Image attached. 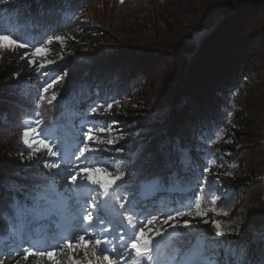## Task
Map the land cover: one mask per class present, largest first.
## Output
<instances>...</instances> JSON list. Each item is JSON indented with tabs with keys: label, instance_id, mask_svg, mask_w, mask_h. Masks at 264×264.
Returning <instances> with one entry per match:
<instances>
[{
	"label": "trees",
	"instance_id": "trees-1",
	"mask_svg": "<svg viewBox=\"0 0 264 264\" xmlns=\"http://www.w3.org/2000/svg\"><path fill=\"white\" fill-rule=\"evenodd\" d=\"M114 1L124 9H133L141 4L139 0ZM218 1V4L228 6L225 13H231L225 15L205 38L193 60L188 63L186 76L180 80L171 78L173 86L168 84L162 89L159 112L158 107H152L145 100L143 103L137 100L144 79L141 70L146 72L151 69L155 65V58L139 57L133 51L120 52L124 54L121 56L85 52L88 40L97 34L94 27L81 26L82 7L89 0H6V3H0V26L20 27L26 40L31 41L33 46L40 45V41L36 42L40 35L59 25L64 37L62 44L53 40L50 45H46L51 49L46 59L55 63L44 67H39L44 57L37 56V63H28L30 56H24V53H30L31 48L0 51V261L4 257L1 248L16 238L21 228L11 207L13 199L21 205H30L28 194L33 187L50 183L49 174L35 167L41 163L26 159L28 146H23L20 139L22 125L27 123L34 126L35 120L42 119L44 124L41 128L48 129V139L61 155L47 157L46 152L38 155L43 154L50 161L63 164L76 146L81 147L76 131L84 123L85 117L92 114L91 109L96 107L102 115H106L109 111L107 105L112 104L111 109L118 106L125 113H130L131 109H134V114L138 113L125 120V129L107 117L87 120L99 131L104 129L101 133H93L95 136L101 134L104 140L115 141L113 144L106 143V147L123 148L120 153L128 155L118 156V159L124 160L118 166L126 174L124 185L107 202L118 222L121 223L123 219L116 213L125 211L119 207L122 200L136 214L138 209L135 204L139 197L150 192L156 197L154 203H159L165 216L173 214L176 209L183 211L191 207L192 216L177 218L181 223L183 220L191 221V228L177 229L189 235L174 247L187 248L194 243V237L203 235L210 240L208 244L206 242L205 258L211 257L218 264H229V261L237 264V259L239 264H264V243L259 241V237L252 236L258 231L264 232V162L259 166V172L252 174L256 179L253 183L256 195L248 205L244 204L242 196L247 193L245 189L248 187H240L247 184H243L240 178L230 182L228 180H232V175H225L228 171L233 177H241L245 173L244 161L237 160L236 151L230 145L244 143L251 135L250 110L238 102L240 96L248 92L245 83L251 79V64L245 48L250 33L245 32L249 30L247 25L256 17L257 10L264 15V0ZM3 9H6L5 13ZM262 21L264 24V18ZM68 28L72 30L68 31ZM262 30L264 34V28ZM46 40L47 37L43 44ZM193 48L186 47L181 52H190ZM60 54H67L69 59L55 60ZM185 65L186 60L181 58L175 69L177 73H181ZM35 79L39 81L31 82ZM53 81L56 83L51 89L55 87L58 95L56 103L52 105L51 119H44L41 109L43 103L38 105L36 101L41 94L47 96L43 89ZM164 103L166 107L162 108ZM229 119L232 123H229ZM220 134H223V139L217 140ZM226 140H231V143H225ZM263 142L264 139L260 138L259 146L264 152ZM174 143L195 154L199 161L179 160L173 151ZM101 157L107 158L105 154ZM210 160H215L216 164L209 165ZM205 167H210V171H223L224 176L220 179L210 176L211 179L205 182L202 179L208 175L203 172ZM197 171L201 173L199 182L194 174ZM98 175L102 176L103 173ZM10 185L19 186L21 190L13 191ZM58 191L64 192L61 189ZM212 195H222L217 201L215 212L211 210ZM227 198L231 203L227 202L223 206L222 199ZM197 199L201 201L200 210L207 212L206 216L195 215L193 205ZM98 200L101 202L106 198L99 195ZM235 208L245 211L238 212L235 224L222 228L225 231L238 228L240 240L236 236L216 237L211 221L218 220L214 217L233 216ZM225 211L228 215H223ZM204 220L209 222L204 223ZM164 226L169 227L167 224ZM214 241L223 244L232 242L233 247L247 244L246 254L239 258L226 255ZM163 251H166V247Z\"/></svg>",
	"mask_w": 264,
	"mask_h": 264
},
{
	"label": "rangeland",
	"instance_id": "rangeland-1",
	"mask_svg": "<svg viewBox=\"0 0 264 264\" xmlns=\"http://www.w3.org/2000/svg\"><path fill=\"white\" fill-rule=\"evenodd\" d=\"M141 2L140 5L131 9H124L121 6L117 5L114 0H89L85 7H82V23L81 26L94 27L97 34H93L92 37L88 40L85 48V52H102L107 53L108 56L114 55H124L120 52H130L133 51L137 53L139 57H146L149 59L155 58L154 66L148 71L144 72L141 70V74L144 75V79L141 81L142 87L139 90V96H137V100L141 103L145 101L148 102L149 105H153L152 107H158L160 105V101L163 99V93L161 92L165 85L173 86L174 81L171 82V78H178L180 80L184 76H186V68L188 63L193 60L196 55V52L200 49L205 38L209 36V34L221 23L223 17L229 13H225L228 10V6L224 3L218 4V0H139ZM143 1V3H142ZM217 3V6L211 9V6ZM216 5V4H215ZM210 6V7H209ZM256 17L252 18L249 24L247 25L248 31L245 34L250 33L249 41L246 43L245 48L247 50V54L249 57V61L251 67H249V76L250 81H246V88L248 87V92L244 93L240 96V102L245 108L250 110V122L251 135L249 139L244 143H238L230 145L232 150H235V155L237 156V160L244 161L246 168L245 173H242L241 177L235 175L232 180H228L230 182H234L237 179H241L243 184L240 187L247 186V193H243L244 204L248 205L252 199L255 198V178L252 177V174L259 172V166L264 162V152L259 146V139H264V34L262 28H264V24L262 19L264 15H262V11L257 10ZM3 12H6V9H3ZM223 15V16H222ZM68 26V25H67ZM212 27V30L201 39H197V33L203 32L204 29ZM67 29V27H65ZM61 30V26H57L53 29H48L46 33L36 40L40 44H43V40L49 36H62L63 31ZM72 30V28H68V31ZM65 33V32H64ZM47 41V40H46ZM45 41V42H46ZM194 47L190 52H181L182 49L186 47ZM137 47L139 48H131ZM8 51V50H4ZM117 56V57H119ZM6 57V56H5ZM182 59L186 60V65L184 69H182L181 73H177L175 70L179 61ZM69 56L67 54H60V56L55 57V60H68ZM39 80L35 79L31 82H38ZM170 81V82H169ZM58 88V87H57ZM56 89H50L47 93V97L50 99L51 93ZM42 116L44 119H51V109L53 111L52 105L56 103V101H52L51 104L47 103V100L42 102ZM168 104V103H167ZM166 107L165 103L162 105V108ZM159 108V107H158ZM161 108L158 109L157 112L160 111ZM243 109V108H242ZM134 109H131L130 113H125L120 110L118 106H114L113 109H109L106 115H102L100 111L96 113H92L91 115H87L85 117L84 123L78 127L76 137H78L81 141V146L84 141V134L87 133L90 129L94 134L101 133L97 127L92 126L89 123L87 118H95V117H107L110 121H114L117 125L121 126V129H125V120L131 117H135L137 114H134ZM53 116V115H52ZM98 137H101L104 143L99 144L97 146L102 147L104 149L103 152L97 153L95 158L91 163L83 162V158L81 161H77L76 157L79 156V152L77 149L80 146H76L71 152L70 156L67 160L61 164L60 169H47L44 168L43 163L35 166L42 171L47 172L51 177L53 173L60 172V175L55 177V183L57 189H61L64 191L66 187L69 186V182L66 180L64 173L69 169H76L77 165H87L89 167H101L107 169L108 172L112 173V175H116L117 169H119V164L124 162L122 159H118L120 154L128 156L124 152H118L115 148L106 147V140H104L103 135L97 134ZM264 143V142H263ZM23 146L25 145L23 142L21 143ZM179 149V151H178ZM174 154L179 158V160L184 162H198L199 157L192 154L189 150L181 147L177 143H174L173 146ZM106 155V159L103 156ZM45 156V155H41ZM133 156V155H131ZM46 157V156H45ZM108 159L110 161H108ZM118 164V165H117ZM120 170V169H119ZM231 172V171H228ZM194 172H192L193 174ZM212 176L218 177V179L224 176L223 171L211 169ZM197 177H201L200 171L194 173ZM264 174V167H263ZM226 178V177H225ZM264 179V175L262 177ZM197 179V178H196ZM211 177L209 176V180ZM228 179V178H227ZM200 179L198 180V182ZM51 183V180L49 179ZM224 186V184H222ZM222 189V188H221ZM92 195H99L98 193H93ZM209 196V194H207ZM145 196L150 198V205L152 206L151 211L146 212L144 210V203L148 201L144 196L139 197L138 203H136L137 211L136 213L138 218H142L143 215H147L149 218L151 216H157L158 219L154 222L152 227L157 229H163L165 226L163 220L166 218L164 215V211L161 209L162 207L158 204L154 203L156 197L154 195ZM222 195H219L221 197ZM144 198V200H143ZM223 206L227 204L229 198L222 199ZM97 202H100L98 200ZM142 202V203H141ZM73 201L69 200V205L72 208ZM111 203V202H109ZM112 204V203H111ZM243 204V206H245ZM113 205L115 203L113 202ZM116 207V206H115ZM106 211L101 212L102 216H106L108 219L112 218V221L116 219L112 217L111 206L110 204H106ZM73 209V208H72ZM110 209V210H109ZM244 212L245 210H240L239 208L233 209V216L225 218V217H214V219H218L221 221L222 226H232V224L236 223V218L239 216L238 212ZM106 212V213H105ZM68 212L52 215V217H42L39 219H35L40 223L47 224L45 227L46 231L49 232L56 230L55 227H51L49 222H56L57 218L65 219V216L69 217ZM110 214V217H109ZM70 218V217H69ZM46 220V221H45ZM53 220V221H51ZM190 221V220H189ZM60 222V221H59ZM62 222V221H61ZM117 221L114 220L110 230H116L118 228ZM191 222V221H190ZM44 224V225H45ZM123 224H127V221L123 219ZM58 227L65 226L59 223ZM27 225L25 229L17 231L16 238H12L7 243L6 247L1 248V252L4 253V257L2 258L3 264H16V261H19V264H74V261H79L80 264H89V261H92V264H99L95 257L91 256V252L93 251V246L89 244L88 246H84L83 242L78 241L77 239H72L71 248L64 247L61 251L57 249L55 256L56 259L48 260L47 257H32L30 256L28 261L23 259L25 249H31L32 251H44L50 250L48 249V245H55L57 243L63 244L64 242H54L49 241L43 245V243L38 244L35 242V232H33V241H29L28 235H25L26 231L28 233L30 230ZM104 227H109L106 222ZM44 228L41 230L37 236H41L45 230ZM60 229V228H59ZM98 230V228H97ZM77 231L82 232L81 235L84 234L83 229H78ZM264 231V230H263ZM264 233V232H263ZM37 234V233H36ZM262 232H256L253 234V237H260ZM55 236H57V232H55ZM76 236V235H75ZM230 240V239H226ZM237 240H240V237H237ZM207 244L210 242L207 239ZM228 242V241H227ZM75 247V249H73ZM74 250V251H73ZM73 251V252H72ZM19 253V254H18ZM88 253V255H85ZM97 255L103 257V254L97 251ZM110 257L113 255L109 254ZM134 255V253H133ZM130 259L127 254H125V264Z\"/></svg>",
	"mask_w": 264,
	"mask_h": 264
},
{
	"label": "snow or ice",
	"instance_id": "snow-or-ice-1",
	"mask_svg": "<svg viewBox=\"0 0 264 264\" xmlns=\"http://www.w3.org/2000/svg\"><path fill=\"white\" fill-rule=\"evenodd\" d=\"M0 3H6V0H0ZM53 40L59 41L62 44L64 37L59 35L49 36L44 44L33 46L31 41L26 40L20 27L0 26V51L31 48V52H25L24 56H30L28 60L30 64L37 63L35 59L37 56L44 57L45 59L39 67L55 63L53 60L46 59L48 53L51 51L46 45H50ZM20 58H23V56ZM55 83L56 81H53L51 84H48L43 89V92L48 93ZM57 95L58 93L53 91L49 99L46 95L41 94L36 103L39 105L41 102L47 100V103L51 104L52 101L57 99ZM107 108L111 109L112 104H108ZM97 111L98 108L96 107L91 109L92 113H96ZM36 115L39 116L40 113L37 112ZM229 123H232L231 119H229ZM42 124H44V121L37 119L33 122L34 126L27 123L22 125L20 139L28 146L26 159L37 164L43 163L44 168L47 169H60V162H52L38 155V153L42 152H46L47 157H59L61 155L59 151L54 150L55 146L48 139L50 132L46 128H41ZM233 127H236V125L233 124ZM100 131H104V129H100ZM220 139H223V134L217 136V140ZM102 143H104L102 138L95 136L90 129L84 134L82 146L77 149L79 156L76 157V160L81 161V158H83L82 163H91L97 153L104 151L102 147L97 146ZM106 143L113 144L115 141L107 140ZM225 143H231V140H226ZM116 151H123V148H117ZM208 163L209 165H215L216 161L210 160ZM203 172L208 173V175L202 177L207 182L209 176L213 175L210 167L203 168ZM101 173H103L102 176L98 175ZM58 175H60V172L53 173L51 177H48L51 183L38 184L33 187L32 191L28 194V200L31 202L30 205H21L14 198L11 207L15 212V217L21 227H23L30 217L35 220L68 212L70 207L69 200H72L74 202L72 205V219L76 221L75 228L83 229L84 234L67 238L63 244L49 245L48 248L50 250L34 252L31 249H25L23 250V259L25 261H28L30 256L47 257L50 261L54 260L56 259L55 253L57 249L62 251L64 247L71 248L72 239H77L83 242L84 246H88L89 244L93 246L91 256L95 257L99 264H125V254L130 257L127 264H218V261L213 260L211 257L205 258L206 241L208 238L203 235L194 237V243H191L187 248L182 246L174 247L175 244L186 239L189 235L188 233L177 231V229L191 228L190 221L183 220L181 223L177 221V218L185 215L192 216L191 207H187L183 211L176 209L173 214L166 215L163 222L169 227L157 229L152 227L158 219L157 216L149 218L147 215H143L142 218H138L131 208L125 206V201L122 200L119 207L125 211L124 213H116V215L126 220L127 224L121 223L113 231L110 230L113 223L112 219L102 216L101 212L106 211L105 206L108 200L112 199L116 191L124 185L125 172L117 169L116 175L113 176L107 169L78 164L76 169H69L64 173L66 180L69 182V186L65 188L64 192L58 191L56 187L55 177ZM225 175L231 176L232 173L227 172ZM199 179L201 177H197V180ZM118 181L121 183H117ZM200 186L203 187V185ZM9 187L13 191L21 190L16 185H10ZM93 193L104 196L106 200L97 202L99 195H92ZM219 199L218 196L212 195L210 204L212 205L211 210L214 212L217 210L216 205ZM193 206L196 209L195 215H207V212L200 210L201 201L199 199L194 202ZM223 215H228V212H223ZM170 221L172 223H169ZM106 222L109 227H104ZM203 222L208 223L209 221L204 220ZM211 223L215 227L216 237H239L241 235L238 228H230L225 231L222 228L221 221L214 220ZM169 229H172V231L169 232ZM11 230L14 231V229ZM157 237L160 239H157ZM259 241L264 243V233L259 237ZM214 243L220 245L225 254L232 257H243L247 251V244H237L233 247L232 242L223 244L222 242L214 241ZM165 247L166 251L162 252V249ZM97 251L103 254L102 260L97 255ZM110 253L113 254L111 257ZM85 255H88V253H85ZM0 264H3V261H0ZM16 264H19L18 260ZM74 264H80V262L74 261ZM89 264H92V261H89ZM229 264H231V261H229ZM237 264H239V259H237Z\"/></svg>",
	"mask_w": 264,
	"mask_h": 264
},
{
	"label": "bare ground",
	"instance_id": "bare-ground-1",
	"mask_svg": "<svg viewBox=\"0 0 264 264\" xmlns=\"http://www.w3.org/2000/svg\"><path fill=\"white\" fill-rule=\"evenodd\" d=\"M203 34H204V31L203 32H201V33H197V35H196V38L197 39H200L202 36H203ZM145 205H144V210L146 211V212H149V211H151V208H152V206L150 205V200H148V201H146L145 203H144ZM70 206V205H69ZM72 212H73V209L71 208V206L69 207V211H68V213H66V214H68L69 215V217L72 219ZM50 217H52V216H50ZM44 218V217H43ZM72 221H73V224H72V228L74 229L75 228V224H76V221H74L73 219H72ZM26 228V227H25ZM25 228H23V229H25ZM28 229L31 231V227H29L28 226ZM76 229H78V228H76ZM25 233H28V231H26ZM78 233V232H77ZM78 235H81V234H76V236H78ZM72 249V248H71ZM73 249H75V247H73ZM74 251V250H73ZM72 251V252H73Z\"/></svg>",
	"mask_w": 264,
	"mask_h": 264
},
{
	"label": "water",
	"instance_id": "water-1",
	"mask_svg": "<svg viewBox=\"0 0 264 264\" xmlns=\"http://www.w3.org/2000/svg\"><path fill=\"white\" fill-rule=\"evenodd\" d=\"M222 16H223V15H222ZM211 30H212V27L204 29V30H203V31H204L203 36H206ZM203 36H202V37H203ZM202 37H201V38H202ZM201 38H200V39H201Z\"/></svg>",
	"mask_w": 264,
	"mask_h": 264
}]
</instances>
